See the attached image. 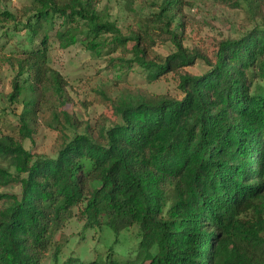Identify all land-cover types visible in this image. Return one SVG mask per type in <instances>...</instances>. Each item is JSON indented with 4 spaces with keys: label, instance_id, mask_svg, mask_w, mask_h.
<instances>
[{
    "label": "trees",
    "instance_id": "trees-1",
    "mask_svg": "<svg viewBox=\"0 0 264 264\" xmlns=\"http://www.w3.org/2000/svg\"><path fill=\"white\" fill-rule=\"evenodd\" d=\"M101 1L0 12L14 30H1L12 47L0 63L16 70L9 100L22 105L19 134L0 135V264H264V0H216L250 24L212 53L184 44L185 0H121L136 12L128 32ZM52 39L148 82L174 73L182 96L103 92L114 118L82 124L64 108ZM168 41L174 51L155 50ZM197 59L206 72L185 69ZM29 122L57 131L53 155L25 147ZM73 218L114 236L104 254L63 257L56 237Z\"/></svg>",
    "mask_w": 264,
    "mask_h": 264
},
{
    "label": "rangeland",
    "instance_id": "rangeland-1",
    "mask_svg": "<svg viewBox=\"0 0 264 264\" xmlns=\"http://www.w3.org/2000/svg\"><path fill=\"white\" fill-rule=\"evenodd\" d=\"M31 0H0V12L8 11L19 17L22 7ZM121 0H102L99 7H108L110 19L116 20L125 32L135 27L136 12L123 8ZM184 44L190 47H199L205 52L212 53L216 43L226 37L240 35L250 24L248 10L241 7L230 8L219 4L216 0H185L181 13ZM20 18V17H19ZM13 23L0 24L1 30H7L13 36ZM24 31L21 30V34ZM16 38V37H13ZM0 37V54L9 53L11 45H3ZM174 45L168 41L160 43L155 50L160 54H169L174 51ZM50 65L63 77L64 95L67 103L64 108L73 113L80 123L91 125L99 124L103 116L114 118L112 110L100 102V94L110 96L118 94L121 88L131 91H141L146 95L167 94L181 98L178 89V76L169 73L158 80L148 82L136 72L124 74L111 68L108 57H98L76 44L68 48H61L52 39L49 51ZM188 72L202 74L209 69L203 60L185 67ZM16 70L5 63H0V135L19 134V115L22 105L9 100L13 90L12 82ZM119 75V77H118ZM48 98L58 103L52 92ZM30 123V122H29ZM32 136L25 140V147L34 153L50 154L57 150V131L45 124L32 125ZM5 189L0 188V192ZM95 229H84L76 218L70 220L64 229L57 234V239L64 245L65 254L93 257L95 252L105 253L107 244L114 236ZM123 246H117L120 250ZM119 256V255H118ZM63 258L59 261L62 262ZM51 264V263H50Z\"/></svg>",
    "mask_w": 264,
    "mask_h": 264
}]
</instances>
